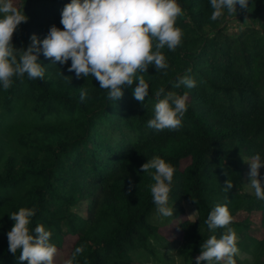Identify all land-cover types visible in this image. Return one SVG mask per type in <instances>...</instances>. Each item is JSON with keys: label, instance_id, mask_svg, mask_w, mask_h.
<instances>
[{"label": "trees", "instance_id": "obj_1", "mask_svg": "<svg viewBox=\"0 0 264 264\" xmlns=\"http://www.w3.org/2000/svg\"><path fill=\"white\" fill-rule=\"evenodd\" d=\"M14 2L29 18L13 35L19 49L31 44L33 34L42 41L52 25L62 29L61 13L70 0ZM177 2L183 9L176 21L182 42L174 51L161 50L166 69L149 66L138 73L149 85L143 102L134 98L138 81L112 101L94 78L77 79L69 72L70 60L55 64L42 52L43 79L25 74L13 77L6 90L0 85V264H27L8 251L7 233L15 223L9 214L21 207L35 209L30 228L43 224L56 248L75 237L68 259L76 247L84 250L73 264L145 263L140 256H155L153 243L165 239L153 218L158 211L150 191L154 170H141L155 156L175 168L169 206L180 215L186 214L185 202L195 209V219L176 226L185 264H196L201 245L227 231L209 230L204 223L218 204L227 205L233 216L236 264H264V237L251 234L250 219L264 213V201L245 188L241 166V157L259 154L264 160V0H249L247 8L237 4L236 14L225 9L216 21L209 0ZM235 15L249 24L230 35L226 22ZM185 75L195 87L174 88ZM161 87L187 94L177 129L147 126L163 98L155 95ZM185 160L190 162L183 166ZM260 178L264 181V167ZM228 179L233 187L225 191ZM84 202L86 214L75 210ZM242 213L247 217L238 220Z\"/></svg>", "mask_w": 264, "mask_h": 264}, {"label": "clouds", "instance_id": "obj_2", "mask_svg": "<svg viewBox=\"0 0 264 264\" xmlns=\"http://www.w3.org/2000/svg\"><path fill=\"white\" fill-rule=\"evenodd\" d=\"M213 9L211 20L216 21L224 15L236 14V6L247 8L249 0H209ZM183 9L177 0H70L61 13L63 28L52 25L43 40L35 34L30 37L27 48H16L13 35L21 23L29 19L23 10L15 6L14 0H0V85L6 90L13 77L43 79L45 70L38 62L42 52L52 63L71 64L69 72L77 79L92 77L99 88L106 90L107 98L116 101L123 96V89L132 87L134 98L143 102L148 96L149 85L143 75L149 66L156 71L166 69L168 64L162 49L174 51L182 42L183 32L176 26ZM19 57V58H18ZM184 85L195 87V81L187 75L179 77L174 88ZM154 107V118L147 122L149 128L157 131L174 130L181 126L182 117L187 111V94L178 95L174 91L159 88ZM87 97L82 89L81 101ZM245 160V159H244ZM245 162L250 164V187L254 189L257 200L264 201V181L260 178V168L264 160L256 154ZM142 172H150L154 183L150 186L151 196L159 214L165 218L173 216V206L168 204L175 168L159 156L141 165ZM227 174V173H226ZM225 191L233 187L232 180L225 181ZM131 191V186L129 187ZM35 209L21 207L9 214L15 223L7 233L8 251L19 253L20 262L27 264H54L57 248L51 244L52 233L43 224L30 228ZM233 216L227 205H216L204 223L209 230L217 228L227 231L217 238L211 236L201 245V253L196 264H236L238 254L237 236L229 227ZM83 246L76 247L72 257L64 264H73L83 252Z\"/></svg>", "mask_w": 264, "mask_h": 264}, {"label": "rangeland", "instance_id": "obj_3", "mask_svg": "<svg viewBox=\"0 0 264 264\" xmlns=\"http://www.w3.org/2000/svg\"><path fill=\"white\" fill-rule=\"evenodd\" d=\"M14 4L15 6H17L16 2H14ZM226 24L228 34L237 35L242 29L246 27L247 24H249V21L247 19H244L242 16L235 15L232 17L229 16V20L226 22ZM241 158V166L244 172L243 182L245 188L254 192V189H252L249 185L250 164L245 162V160L248 161L251 160V158L247 156ZM189 162V160L183 161V166H186ZM185 207L186 214L180 215L177 211V208H173V216L167 218L161 216L158 211L154 212L153 218H155L157 224L159 225V233L165 239L159 240L158 242L155 241L153 243L154 247L157 250V254H155V256H140L146 262L137 264H185L183 259L180 257L177 249L178 246L176 242L181 238V232L176 228V226L184 219L190 218V220H193L196 217L195 209H193L192 205H190L188 202H185ZM86 208L87 203L84 202L78 205L75 210L81 212L82 214H86ZM246 217V213H242L237 217V219L242 220ZM250 219L252 220L251 234L256 236L257 238H263L264 213H253L252 215H250ZM166 239H169L170 243H167ZM74 240L75 237L73 236L66 237L63 247L60 249L57 248V254L54 258V264H64V262L68 260Z\"/></svg>", "mask_w": 264, "mask_h": 264}]
</instances>
